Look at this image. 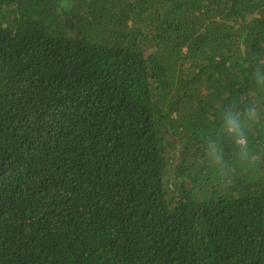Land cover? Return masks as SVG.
<instances>
[{
    "label": "trees",
    "instance_id": "1",
    "mask_svg": "<svg viewBox=\"0 0 264 264\" xmlns=\"http://www.w3.org/2000/svg\"><path fill=\"white\" fill-rule=\"evenodd\" d=\"M260 56L264 0H0V264H264V166L202 158Z\"/></svg>",
    "mask_w": 264,
    "mask_h": 264
},
{
    "label": "clouds",
    "instance_id": "2",
    "mask_svg": "<svg viewBox=\"0 0 264 264\" xmlns=\"http://www.w3.org/2000/svg\"><path fill=\"white\" fill-rule=\"evenodd\" d=\"M257 87L264 91V56L257 57L250 72ZM264 125V97L242 96L226 106L220 113L218 135L228 138L236 155V160L229 163L225 158L224 147L219 140L209 137L202 146V158L221 180L234 177L239 167L249 175H254L264 166V147L253 139V133Z\"/></svg>",
    "mask_w": 264,
    "mask_h": 264
}]
</instances>
